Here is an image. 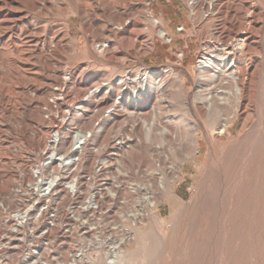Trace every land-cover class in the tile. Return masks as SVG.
Returning <instances> with one entry per match:
<instances>
[{"label": "rangeland", "instance_id": "obj_1", "mask_svg": "<svg viewBox=\"0 0 264 264\" xmlns=\"http://www.w3.org/2000/svg\"><path fill=\"white\" fill-rule=\"evenodd\" d=\"M189 1L145 0L149 19H143L132 45L123 48L112 45L103 32L87 33L76 13L52 23L67 32L74 50L61 55V68L55 72L33 62L16 65L28 80V94L15 97L11 127L0 126V200L34 162L32 151L45 138L44 113L54 100L56 109L71 105L75 110L92 103L87 96L100 81L128 75V84L115 89L128 93L131 100L140 88L139 93L146 95L153 82L156 86L149 98H138L137 105L142 106L138 111L150 133H140L142 144L134 155L147 168L159 169L163 182L157 184L156 207L112 264H264V0H192L195 9ZM105 25L110 28L108 20ZM26 35L23 30L16 36L18 48ZM44 39L42 35L38 43ZM28 52L17 55L19 61L35 58ZM206 53L227 57L225 70L211 85L213 94L223 97L222 90H242V104L229 119L230 133L218 134L222 123L215 124L213 116L200 117L205 132L194 126L193 106L208 97L200 94L197 79L220 64L215 61L199 74L197 62ZM111 54L116 55L115 62L110 61ZM42 55L53 53L44 50ZM131 71L161 75L142 88L139 75L132 78ZM166 71L170 76L162 74ZM69 74L77 81L65 85ZM228 76L245 83V89L227 88ZM80 90L85 93L78 96ZM114 92L99 105L105 107V101L109 105ZM216 136L223 140L208 141ZM150 140L160 144L159 151L150 150ZM90 264L107 263L97 259Z\"/></svg>", "mask_w": 264, "mask_h": 264}, {"label": "built area", "instance_id": "obj_2", "mask_svg": "<svg viewBox=\"0 0 264 264\" xmlns=\"http://www.w3.org/2000/svg\"><path fill=\"white\" fill-rule=\"evenodd\" d=\"M131 72L148 86L161 73ZM108 102L112 108L78 110L52 103L44 113L34 162L0 200V264H112L145 224L163 182L159 169L134 155L150 129L128 93L114 92ZM149 148L157 152L160 144L150 140Z\"/></svg>", "mask_w": 264, "mask_h": 264}, {"label": "bare ground", "instance_id": "obj_3", "mask_svg": "<svg viewBox=\"0 0 264 264\" xmlns=\"http://www.w3.org/2000/svg\"><path fill=\"white\" fill-rule=\"evenodd\" d=\"M99 1L101 5H99L100 3L98 4ZM144 2L145 0H0V126L5 124L8 127H11L13 122L12 118L15 112V97L28 94L27 89H25V85H28V80L26 81V79L23 78L22 75L20 76L17 72L16 65H18V62H20V64L22 62V65L24 66L33 62L34 64L41 65L45 69L51 68L55 72L61 68V62L63 61L61 55L70 50H74L72 43L68 40L67 32L63 31L61 26L53 25L52 23L54 21H58L59 17L76 13L83 22L84 29L87 33L103 32L109 36L111 39L109 41H111L112 45L121 48L124 46L129 47V44L132 43L133 36L141 31L143 19H145V21L149 19V17H147L149 14H147L144 9ZM128 16H134V18L129 19L128 22L126 21ZM44 20H48L49 22L43 23ZM107 20L110 22V28L105 25ZM150 25H154V22H149L148 26L150 27ZM23 30H26V41L25 43H20V48H18L19 45L16 44L15 39ZM42 35H45L46 39H44L42 42L43 44L40 45L38 41ZM50 42H53L52 47L49 46ZM89 43L91 44V40H89ZM44 50H49L53 55L43 58L42 53ZM28 51H31L33 55L35 54V58L34 56H31L32 58H27L25 61H19L18 56L21 53H29ZM115 56V54H111V62H115ZM226 60V56H214V54L206 53L197 62L198 73L203 74V72L205 73L208 70L207 68H210L215 61H220V64H218L214 70L209 73L207 72L208 75L204 79H202L201 76L197 79V87L200 88V94L204 95V97H208L206 99L207 102H204L202 99L203 102L201 101L200 105L193 106V117L195 118L194 126L196 128L201 127L204 132L206 131V127L200 117L210 118L213 116V122L215 124L218 122L222 123V130L218 132V134L221 135L226 132L230 133V125L228 126V123L230 122L229 119L231 118V113H233L238 105L242 104L243 99L241 97V89L235 90L234 92H226L222 90L220 93L222 95L224 94L223 97H217V95H214L215 93L213 94L212 92L213 89H211V85L217 83L223 70H225ZM226 70L229 69L227 68ZM162 74L170 76L169 71L163 72ZM160 75L161 73H156L150 76L149 79L153 81L160 77ZM18 78L20 80H18ZM56 78H59V81L61 80L60 76ZM228 78L230 79V82L228 81L227 88L232 85H238L242 87V89H245V83H241L240 80L237 82V79L231 76H228ZM128 80L129 76L124 75L118 81H100L99 85L93 89L92 93L89 94L87 98H90V100L92 98V103H95L97 107L103 108L104 106H101V104L99 105L100 100L102 98L104 99L105 95L111 91H115L118 96L124 95L126 92H121L118 89L121 88L120 86L123 87L125 84H128ZM43 81L44 82L41 84L44 86L47 80L44 78ZM63 81L65 85H68L69 81H77V79L73 74H69ZM132 82L130 81L129 85ZM165 82L166 81H164V83ZM138 83L144 88V81L142 82L139 79ZM154 84L155 83L153 82L152 89L156 90ZM203 87L205 88L204 90ZM132 88L135 90V87ZM152 89H149L146 92V95H143L139 93L141 90L140 88V90L137 91L139 94L137 92V95L133 94L132 102L138 104V98H149ZM82 92L77 93V95L79 96L85 93ZM104 103L108 105L106 101ZM53 104L57 106L55 100ZM82 105L83 104L78 106L75 110L83 108ZM106 105L104 108L113 107L112 105ZM113 105H115V103ZM58 109L60 110L61 108ZM156 113L157 111L155 114ZM212 140L220 141L223 140V138L221 136H216L212 139H208L211 143ZM192 142L194 143V141ZM194 144L192 145L194 146Z\"/></svg>", "mask_w": 264, "mask_h": 264}]
</instances>
